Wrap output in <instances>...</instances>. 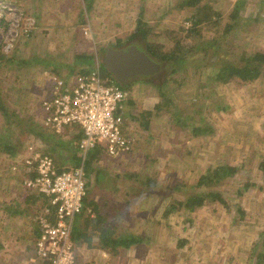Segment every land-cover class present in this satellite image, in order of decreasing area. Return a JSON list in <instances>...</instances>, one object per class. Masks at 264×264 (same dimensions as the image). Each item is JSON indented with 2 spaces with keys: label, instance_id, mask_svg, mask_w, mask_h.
Segmentation results:
<instances>
[{
  "label": "rangeland",
  "instance_id": "obj_1",
  "mask_svg": "<svg viewBox=\"0 0 264 264\" xmlns=\"http://www.w3.org/2000/svg\"><path fill=\"white\" fill-rule=\"evenodd\" d=\"M179 1L0 0L1 51L26 61L39 57L22 68L13 63L0 67V99L5 98L10 110L8 114L0 110V142L10 136L33 143L35 135L27 133L26 125L41 120L44 86L58 75L52 69L72 79L82 69L101 64L109 47L140 45L138 38L116 45L117 39H126L136 30L140 20L149 29V39L166 50L177 39L185 40V45L197 43L199 35L185 38L192 9L177 7ZM237 1L203 0L222 12V28L234 23L230 15ZM87 4H91L90 11ZM239 16L241 20L229 33L223 29L203 33L206 39L221 37L233 61L244 51L264 53V0H244ZM84 57H89L88 62ZM201 57V52L191 53L181 66L163 61L156 74L137 75L128 81L131 102L124 129L132 139L133 151L112 158L99 149L91 150L85 159L87 197L98 203L105 221L115 227L113 237L133 233L143 239L127 248L106 247L89 221L85 229L92 241L76 242L75 264L255 263L251 250L264 232V173L260 168L264 158V62L253 81L235 77L223 82L217 78L219 67L207 66ZM209 58L212 61L215 56ZM197 62L203 64L198 70ZM168 78L173 91L163 98L156 85ZM164 100L170 106L156 111V104ZM180 107L190 120L187 126L175 118ZM146 111L152 112L148 118ZM8 119L19 126L7 128ZM196 125L209 130L194 134ZM62 139L53 135L50 142L58 146ZM72 141L59 146L58 163L71 167L80 163L79 148ZM14 156L17 153L0 151V264H40L35 258L36 218L47 202L43 195L25 188L22 172L12 169ZM219 163L236 166V173L199 186L208 167ZM246 183L251 186L246 188ZM210 190L223 201L207 196L193 211L184 206L189 195ZM85 205L74 225L87 226L89 215L97 218L94 208ZM27 219L35 232L29 233Z\"/></svg>",
  "mask_w": 264,
  "mask_h": 264
},
{
  "label": "built area",
  "instance_id": "obj_2",
  "mask_svg": "<svg viewBox=\"0 0 264 264\" xmlns=\"http://www.w3.org/2000/svg\"><path fill=\"white\" fill-rule=\"evenodd\" d=\"M117 79L105 77L100 64L72 79L50 77L41 99L45 129L62 134L78 126L80 163L61 168L50 154L29 143L13 163L22 172L23 185L43 194L47 205L36 222L39 235L35 258L40 264H75L76 241L72 232L76 217L86 208L88 195L85 159L91 150L99 149L109 157L133 151L132 139L124 126L123 108L131 93Z\"/></svg>",
  "mask_w": 264,
  "mask_h": 264
},
{
  "label": "trees",
  "instance_id": "obj_3",
  "mask_svg": "<svg viewBox=\"0 0 264 264\" xmlns=\"http://www.w3.org/2000/svg\"><path fill=\"white\" fill-rule=\"evenodd\" d=\"M203 0H180L179 3L177 4V7L179 8H184L187 7L189 9H192V13L188 16V20L191 22V26L187 29V34L185 35V38L193 35H199V40L197 43H190L185 45L184 41L182 39H177L175 45L170 49L166 50L165 46L163 44L157 43L153 40L149 39V29L143 24V21L140 20L136 30L129 34L126 39H117L116 45L123 46L127 42L132 41L136 38H138L140 42V45H138L140 48L144 49L152 58L156 59L160 63L164 62H169L173 61L177 65L181 66L185 61H187L188 57L190 56L191 53H198L201 52L202 57L200 59H203L204 61H207L206 65L208 66H217L219 67L218 72H217V78L221 79L223 82H227L228 80L238 77L242 79L243 81H253L257 79L260 74H261V64L264 62V53L260 51H255L252 53L244 51L240 58L238 60H231L229 58L228 51L225 50L222 47V38L219 37H213L211 39H206L203 35L204 31H213L215 33H218L221 29L225 31V33L231 32L236 25L239 23L238 21L241 20V17L239 16V12L241 9V5L244 4V0H238L235 3V6L233 8V11L230 15V17L233 19L234 23H228L222 28V12L218 9H216L213 5H211L210 2H203ZM89 5V9L87 11L91 10V4H87L86 6ZM88 13V12H87ZM85 20V19H84ZM84 20L82 22H84ZM4 17H1V23H3ZM2 24H0V27ZM204 37V38H203ZM226 39V36L223 37ZM1 46H0V67L4 65L5 63H13L18 65L20 68H22V65H26L29 63V60L26 61L25 59H16L14 54H6L1 51ZM210 54L212 56H215V59L210 61ZM194 56V55H192ZM39 57L34 56L30 61L32 60H37ZM86 58V61L89 59V57H84ZM41 62V60H38ZM199 61V60H198ZM88 62V61H87ZM89 62H93V60L90 59ZM90 63V65H92ZM49 65V64H47ZM196 69H200L203 64L197 62ZM102 72L105 77L117 79L113 73L105 66L104 61L100 64ZM56 67H54L53 73H56L57 77L60 76V72L57 70H54ZM92 66H88L84 69L81 70V72H87L91 70ZM177 70V67L175 65L173 72ZM117 81H119L117 79ZM171 81V78H168L165 82L157 84L156 87L159 88L160 90V95L163 98H167L168 94H171L173 90L169 89V82ZM120 84L126 89H129L130 85L123 84L119 81ZM1 89V85H0ZM45 90H43L44 92ZM171 102L169 100H164L163 103H157L155 106L156 111H160L163 108H167L170 106ZM164 105H167L164 107ZM182 108L180 107L178 109L179 115L175 114V118L178 122L179 125L185 124V126L189 125L190 120L186 119V116L184 112L181 110ZM0 110L8 114L10 112L9 107L6 105L5 98L0 99ZM41 120H36L33 122L31 120V124L26 125L27 128L29 129L27 133H30L31 131L35 135V139L33 144L34 145H41V142H46L45 146L46 147H41V149L53 156L55 159L57 165L61 168H64L58 161L56 160V155L58 154V151L60 150L61 145H64L65 143L68 144V142H73L72 140H63L57 142V145H53L51 141L52 136H58L59 138H62V135L60 136L58 133L54 131H50L45 129L42 123V119L44 116V112L41 109L39 112ZM152 114L151 111H146L144 115H147V118L150 117ZM7 128L15 130V126H19L18 123L12 122L10 119H8L7 124L5 125ZM193 133L194 134H201L205 133L206 131L209 130L208 127H202V126H194L193 127ZM5 135L2 134V136ZM82 137H78L79 140ZM37 138V139H36ZM78 138H76V141H74V144L78 145ZM78 140V141H77ZM76 142V143H75ZM29 144V143H28ZM23 139L19 140H14L12 137H7L4 139V141L0 142V151L4 153H8L11 155H14L15 153L20 154L23 153L27 145ZM51 144V145H50ZM39 145V147H40ZM73 144H70L68 146H72ZM98 149H95L97 151ZM19 152V153H18ZM77 161V159H76ZM260 168L262 169L264 173V158L260 162ZM237 171V167L233 165H227V164H217L215 166H209L207 169V172L201 176L198 185L202 186L205 183H215L217 181H222L228 178L229 176H233ZM251 185L249 183H246L245 187L249 188ZM88 196V195H87ZM207 196H214V198H218L221 201H223L222 196L219 193H216L215 191H208L207 193H195L191 194L187 197V200L184 204V206L189 209L190 211L195 210L197 207L202 206L205 203V199ZM45 203L47 202V199L45 196H43ZM88 197L85 199V204H90L94 209V211L97 212V218H92L89 216H86V224L87 226L84 225H74L73 227V238L77 242L79 240H85L90 242L92 241V236L89 235L88 232H86L85 227H88L89 221H93L95 224L94 227H96V230H99L100 232V238L101 241L103 242V245L108 247V246H121L124 248H127L133 244H138L142 242V237L139 235H134L133 233H130L126 236H120V238H116L112 236V232L115 230V227L111 225L109 222L105 221V217L103 216L102 210L99 209V205L97 202L94 201H88ZM46 203L45 205H47ZM180 204L183 205L181 202ZM107 213V212H106ZM108 214V213H107ZM37 233L38 228H37ZM36 233V234H37ZM37 235V237H38ZM264 232L262 233V238L259 242H256L254 244V247L251 250V255L250 258L255 257V263L254 264H264Z\"/></svg>",
  "mask_w": 264,
  "mask_h": 264
},
{
  "label": "water",
  "instance_id": "obj_4",
  "mask_svg": "<svg viewBox=\"0 0 264 264\" xmlns=\"http://www.w3.org/2000/svg\"><path fill=\"white\" fill-rule=\"evenodd\" d=\"M104 63L123 84L137 75L150 76L162 69V64L137 44L121 48L109 47L105 52Z\"/></svg>",
  "mask_w": 264,
  "mask_h": 264
},
{
  "label": "crops",
  "instance_id": "obj_5",
  "mask_svg": "<svg viewBox=\"0 0 264 264\" xmlns=\"http://www.w3.org/2000/svg\"><path fill=\"white\" fill-rule=\"evenodd\" d=\"M134 79H137V76L136 77H134V78H132V79H130V80H128L129 82H132V80H134ZM129 102H131V100H130V97H129V99L126 101V102H124V106H123V108H124V110H125V114H126V118H127V111H128V104H129ZM81 129L78 127V126H74V127H69V128H66V131H64L62 134H60V135H62L63 136V138H65V140H74V141H76V138H78V137H80L81 136ZM78 140H79V138H78ZM77 140V141H78ZM37 146H39V145H37ZM77 148H78V145H77ZM15 157H18V155L17 156H14L13 157V159L15 158ZM15 159H17V158H15ZM15 159L12 161V165H13V163L15 162ZM65 161H67V160H65ZM64 168L65 167H71V166H69V164L68 163H66V162H62V163H60ZM11 165V166H12ZM40 194V193H39ZM41 195H43V194H41ZM44 196V195H43ZM31 199H32V201H33V199L34 198H32V197H30ZM30 199H27V202H28V204H32L33 202H32ZM14 212H18V210H14ZM27 222H31V221H29L28 219H27ZM23 225H26V224H23ZM26 226H28V227H30V228H33L34 229V231H33V229H32V231H31V229L29 228V233H32V232H35V228H34V225L32 224V222H31V224H27ZM38 227V226H37ZM31 231V232H30ZM39 232V231H38ZM36 233H37V231H36ZM36 235H38V233L36 234Z\"/></svg>",
  "mask_w": 264,
  "mask_h": 264
},
{
  "label": "flooded vegetation",
  "instance_id": "obj_6",
  "mask_svg": "<svg viewBox=\"0 0 264 264\" xmlns=\"http://www.w3.org/2000/svg\"><path fill=\"white\" fill-rule=\"evenodd\" d=\"M129 46V45H128ZM127 47V46H126ZM136 77V76H135ZM132 78H134V77H132ZM132 78H130V79H132ZM130 79H128V80H130Z\"/></svg>",
  "mask_w": 264,
  "mask_h": 264
}]
</instances>
